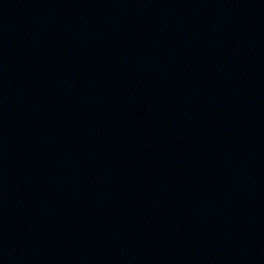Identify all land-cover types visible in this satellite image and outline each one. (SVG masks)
<instances>
[{"label": "water", "instance_id": "obj_1", "mask_svg": "<svg viewBox=\"0 0 264 264\" xmlns=\"http://www.w3.org/2000/svg\"><path fill=\"white\" fill-rule=\"evenodd\" d=\"M0 264H264V0H0Z\"/></svg>", "mask_w": 264, "mask_h": 264}]
</instances>
